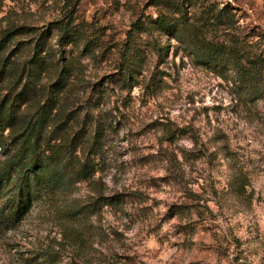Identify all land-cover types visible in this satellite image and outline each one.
<instances>
[{
    "label": "rangeland",
    "instance_id": "obj_1",
    "mask_svg": "<svg viewBox=\"0 0 264 264\" xmlns=\"http://www.w3.org/2000/svg\"><path fill=\"white\" fill-rule=\"evenodd\" d=\"M152 1L2 0V25L34 34L10 47L19 61L48 29L55 58H79V107L103 137L93 178L38 199L0 238V264H264V81L245 95L234 73L207 68L166 35L129 34L155 15ZM211 3L233 8L235 35L264 59V0ZM69 12L93 56L58 43L53 22Z\"/></svg>",
    "mask_w": 264,
    "mask_h": 264
},
{
    "label": "trees",
    "instance_id": "obj_2",
    "mask_svg": "<svg viewBox=\"0 0 264 264\" xmlns=\"http://www.w3.org/2000/svg\"><path fill=\"white\" fill-rule=\"evenodd\" d=\"M151 4L155 15L136 19L129 34H164L207 68L234 73L245 95L261 92L264 59L235 35L232 7L218 8L211 0H153ZM187 7L193 10L190 16ZM53 25L59 44L82 45L80 55L93 56L96 45L84 39L73 12ZM49 32L40 33L33 54L19 61L14 52L25 43L15 40L33 31L17 23L2 25L0 19V238L4 240H9L6 234L18 227L38 199L92 179L99 163L103 125L79 107L81 62L75 55L55 58L47 46ZM130 43L120 65L123 84L132 77L127 58ZM10 47H15L14 52ZM7 86L9 92L2 93ZM104 200L105 204L119 202L118 198Z\"/></svg>",
    "mask_w": 264,
    "mask_h": 264
}]
</instances>
